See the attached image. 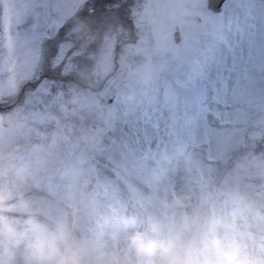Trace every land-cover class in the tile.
Listing matches in <instances>:
<instances>
[{"label":"rangeland","instance_id":"374dc122","mask_svg":"<svg viewBox=\"0 0 264 264\" xmlns=\"http://www.w3.org/2000/svg\"><path fill=\"white\" fill-rule=\"evenodd\" d=\"M100 2L0 0V175L35 223L10 218L64 221L85 264H146L135 232L264 257V0H135L97 23Z\"/></svg>","mask_w":264,"mask_h":264},{"label":"clouds","instance_id":"9594fccd","mask_svg":"<svg viewBox=\"0 0 264 264\" xmlns=\"http://www.w3.org/2000/svg\"><path fill=\"white\" fill-rule=\"evenodd\" d=\"M14 172L9 164L0 175V237L7 254V264H85L91 250L84 242L75 240L71 229L64 221H55L51 229L22 231L12 221L9 214L16 207L21 215L27 217L25 223L33 225L35 214L27 199L26 181L8 186L7 178ZM28 241L22 259L17 249ZM128 246L146 264H264V257L250 256L237 246H228L216 237L211 244L201 245L195 240L184 243L182 237L162 242L146 233L135 232L127 238ZM218 254V255H217Z\"/></svg>","mask_w":264,"mask_h":264},{"label":"trees","instance_id":"16d2710c","mask_svg":"<svg viewBox=\"0 0 264 264\" xmlns=\"http://www.w3.org/2000/svg\"><path fill=\"white\" fill-rule=\"evenodd\" d=\"M134 1L135 0H101L100 3H102V6L100 7L99 11L97 10V16L101 20L97 21V23L101 22L104 18H107V17L113 19L114 21L127 20L129 11H130L131 6L133 5ZM110 6L113 8L109 9ZM103 9H104V11H103ZM77 51L78 50H72L71 51L74 53L73 55L75 56V58L77 56V55H75ZM78 60H79V58L77 57V61ZM80 86H83V85H80ZM0 111H4V109H0ZM128 180H129V178L123 177L121 181L128 183ZM130 185L132 187H136L133 183H130ZM136 190L139 191L138 189H136Z\"/></svg>","mask_w":264,"mask_h":264},{"label":"water","instance_id":"95a60500","mask_svg":"<svg viewBox=\"0 0 264 264\" xmlns=\"http://www.w3.org/2000/svg\"><path fill=\"white\" fill-rule=\"evenodd\" d=\"M227 0H208V8L213 11L214 13H220L222 11V7L224 5V3ZM175 38V42L177 44H180L181 42V35L179 32H176L174 35ZM110 102H112V100H110Z\"/></svg>","mask_w":264,"mask_h":264},{"label":"snow or ice","instance_id":"6c2138e0","mask_svg":"<svg viewBox=\"0 0 264 264\" xmlns=\"http://www.w3.org/2000/svg\"><path fill=\"white\" fill-rule=\"evenodd\" d=\"M214 103H217V104H221L223 105L225 108H229L232 106V101H230L228 99V94H227V91L225 90V92L223 93V95H220V94H217L215 97H214ZM214 115L217 116V118H219V114L218 113H214ZM225 115H227V113H225Z\"/></svg>","mask_w":264,"mask_h":264},{"label":"flooded vegetation","instance_id":"af4514ba","mask_svg":"<svg viewBox=\"0 0 264 264\" xmlns=\"http://www.w3.org/2000/svg\"><path fill=\"white\" fill-rule=\"evenodd\" d=\"M260 143L262 144L263 149H264V140L260 141Z\"/></svg>","mask_w":264,"mask_h":264}]
</instances>
